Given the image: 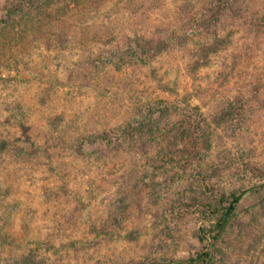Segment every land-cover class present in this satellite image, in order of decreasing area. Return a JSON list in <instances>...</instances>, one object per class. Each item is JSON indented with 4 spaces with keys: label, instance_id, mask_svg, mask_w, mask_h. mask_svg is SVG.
<instances>
[{
    "label": "rangeland",
    "instance_id": "1",
    "mask_svg": "<svg viewBox=\"0 0 264 264\" xmlns=\"http://www.w3.org/2000/svg\"><path fill=\"white\" fill-rule=\"evenodd\" d=\"M1 40L0 264L185 260L239 190L213 263L264 264V0H0Z\"/></svg>",
    "mask_w": 264,
    "mask_h": 264
},
{
    "label": "trees",
    "instance_id": "2",
    "mask_svg": "<svg viewBox=\"0 0 264 264\" xmlns=\"http://www.w3.org/2000/svg\"><path fill=\"white\" fill-rule=\"evenodd\" d=\"M94 137V139H99L100 136ZM81 141L82 143L90 142L88 137H83ZM109 144V141L105 142V146ZM243 195L244 191L242 190L228 195L216 193L213 197L217 202V206H213L210 203L200 204L206 219L204 221L205 225L200 226L196 233L197 242L201 245V248L195 256L181 261H145L140 264H214L212 249L235 214L236 207Z\"/></svg>",
    "mask_w": 264,
    "mask_h": 264
}]
</instances>
